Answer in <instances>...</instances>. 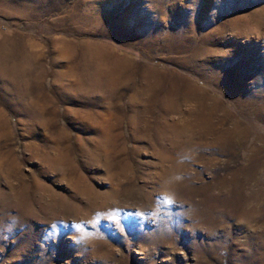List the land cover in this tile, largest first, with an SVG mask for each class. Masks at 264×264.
<instances>
[{"label": "rangeland", "instance_id": "rangeland-1", "mask_svg": "<svg viewBox=\"0 0 264 264\" xmlns=\"http://www.w3.org/2000/svg\"><path fill=\"white\" fill-rule=\"evenodd\" d=\"M0 71V264H264V0H0Z\"/></svg>", "mask_w": 264, "mask_h": 264}, {"label": "bare ground", "instance_id": "bare-ground-1", "mask_svg": "<svg viewBox=\"0 0 264 264\" xmlns=\"http://www.w3.org/2000/svg\"><path fill=\"white\" fill-rule=\"evenodd\" d=\"M5 70V69H4ZM7 70V69H6ZM1 72V71H0ZM24 73V72H23ZM4 74V73H3ZM20 74V73H19ZM14 76V75H13ZM16 76V75H15ZM17 77V76H16ZM6 78V77H5Z\"/></svg>", "mask_w": 264, "mask_h": 264}]
</instances>
